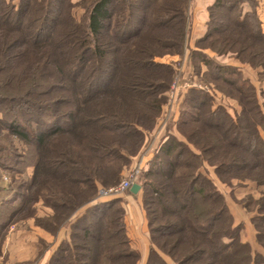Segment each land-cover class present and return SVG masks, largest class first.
Instances as JSON below:
<instances>
[{
	"label": "trees",
	"instance_id": "trees-1",
	"mask_svg": "<svg viewBox=\"0 0 264 264\" xmlns=\"http://www.w3.org/2000/svg\"><path fill=\"white\" fill-rule=\"evenodd\" d=\"M189 2L88 0L76 21L63 0H0V169L16 173L0 186L8 195L0 199L1 242L11 225L34 217L52 235L70 229L50 264H137L124 208L116 207L121 198L100 200L108 195L99 188L114 186L123 168L152 148L137 178L150 240L144 264H168L163 255L175 264H264L240 241L205 167L222 183L236 178L262 188L252 222L264 250V87L203 51L231 55L263 85L257 0L208 6L205 32L187 54L206 88L189 87L179 97L182 139L162 134L151 147L176 73L155 58L184 56ZM222 94L239 107L232 115L213 105ZM28 166L31 176L23 178ZM38 202L51 213L37 217Z\"/></svg>",
	"mask_w": 264,
	"mask_h": 264
},
{
	"label": "rangeland",
	"instance_id": "rangeland-1",
	"mask_svg": "<svg viewBox=\"0 0 264 264\" xmlns=\"http://www.w3.org/2000/svg\"><path fill=\"white\" fill-rule=\"evenodd\" d=\"M10 1L13 2L14 4H17L19 2V0H10ZM45 1H50V0H45ZM63 2H64L63 6H61L63 11L70 12L76 21H81L83 19L84 6L85 4H87L88 0H63ZM208 3H209V0H190L189 2V7H188L189 32H188V37H187V48L185 49L184 56L180 57L178 54H174V55L165 54V55L158 56L155 58L156 61H159L161 63L171 64L176 71L175 76L172 80V83H170L169 85L168 99L166 100V104L163 107L164 114H161V116L158 119V120H162L163 118V121H164L161 126L160 134H167V133L174 134L179 139H182L181 136H179L175 128V124L179 116V104H178L179 97L181 93L184 92L183 90L188 89L189 87H194L198 90L206 88V86L202 83L203 82L202 77L195 76L193 75V73H191L190 62L187 60V54H188L189 49H192L195 47V43L197 39L195 40L193 38H195L196 35H198L200 32L203 31V27H202V25H204L202 24L204 20L203 16L204 14L205 15L207 14L208 12L207 8L209 5H211V3L210 4ZM245 6L247 8H250L248 3H245ZM254 9H255L257 16H259L258 18H261V20H263V23H264V5L261 0H257L256 5L254 6ZM204 29H206V26ZM203 51L206 52L211 57L212 56L216 57V59L221 62H225L231 65H233L232 63L237 62L234 58H232L231 55H222L221 57H219V56H216L208 48L203 49ZM233 66H236V65H233ZM247 69L249 72L248 71L244 72L245 76H247L248 74H250L251 76L255 75V71L251 70L249 66H247ZM172 84H175L176 86L174 90L171 89ZM218 94H217V97L220 96ZM222 97H225L224 101H214L213 105L221 104V106H223V108H225L227 112H229L232 115L233 108L235 107L236 109H238L239 108L238 105L236 104L235 101L227 99L226 96H224L223 94H222ZM217 99L218 98H216V100ZM156 140L157 138H155L154 136L151 137V142H152L151 147L156 145L155 144ZM62 141L63 139H61L60 142L58 141L59 142L58 144L59 145L62 144ZM16 144H18V142H16ZM34 150L35 149L33 148L31 151V154L35 152ZM150 150H152V148H150ZM18 152L19 154H23V149H21L20 146H19ZM143 154L144 153H141V156ZM143 156L136 163L132 161L127 167L123 168V170L119 174V178L116 180L114 185H117L121 180H123L125 176L127 175L128 171L133 166H137L140 163L142 167H144L146 162L145 163L142 162ZM32 159L33 158H30L29 160H27L28 161L27 164H31L30 162ZM205 167L208 171V177L212 181L213 185L216 187V189L219 192H221L224 195V200L227 203L229 213L233 219V223L234 225H237L239 228L240 241L247 242L248 244H250L253 252H259L260 254H262V256H264V250L255 240L256 230L252 222V218H255V216L257 215L255 206H254V201L259 198L260 190H262V188L260 189L251 181H243L242 184L241 183L239 184L238 179L236 178H232L229 184L222 183L218 179L216 174L214 173L213 167L208 166V165H205ZM31 170H32V167L30 166L25 167V173L22 174L21 176H23V178H26V177L29 178L31 176L30 175ZM15 175L16 173H12L6 170L3 171L0 169V186L5 188L7 186V183H9L10 181V177H13ZM223 176H225V178L227 179L230 178L226 174ZM106 189L99 188V192L101 194H104L101 191L106 190ZM126 191L128 190H124L123 192L119 194H115V196L113 197L114 198H121V197L124 198L123 195L126 193ZM104 195H108V193ZM7 196L8 195H7L6 189L0 192V199L7 197ZM105 198H112V197L111 196L109 197V195L108 197L103 196L100 198V200L105 199ZM122 198H121V202L118 203L116 207L123 206ZM34 208L36 209L37 217L43 216L42 211L44 212L46 210H50L49 208L41 205L40 202L36 203ZM83 211L84 209L79 210L80 213L77 212V215L81 214ZM30 225H35L34 217L23 219L19 221L16 225H11L9 227L4 239L2 240V242L0 241V264H50L49 258L52 254L50 251V246L52 245V243L48 241L45 235L40 236L37 239H34L35 241L37 240V250H38L37 252L33 253L32 256L27 257L24 260L17 259L20 257V256L18 257L19 253L24 254L25 252H30L29 251L30 246H33V247L35 246V244L32 243L30 239L31 238L30 235H33L30 232L32 230L29 227ZM62 227L63 226H61L58 230H56L53 236L54 237L53 242L55 244H57L58 242V245L61 243L62 240L68 239V238H64L65 233L62 232L63 230ZM69 230L70 229L67 228V232ZM41 231H44L47 234H51L44 229L43 230L41 229ZM17 243H24V246L22 247V249L20 246L17 247ZM149 243H150V240H149ZM163 257L167 261L168 264H175L168 256L163 255ZM145 260L146 258L142 260V257H141L140 261L137 264H144Z\"/></svg>",
	"mask_w": 264,
	"mask_h": 264
},
{
	"label": "crops",
	"instance_id": "crops-1",
	"mask_svg": "<svg viewBox=\"0 0 264 264\" xmlns=\"http://www.w3.org/2000/svg\"><path fill=\"white\" fill-rule=\"evenodd\" d=\"M212 2H213V0H209L208 4H210ZM203 19L204 20H203L202 24L205 25V21L207 19V14L206 15L204 14ZM259 19H260V22H261L262 31L264 32L263 20H261V18H259ZM204 25H202L203 31L200 32L198 35H196L195 38H193V39L196 40V39L200 38L204 34V32H205V29H204L205 26ZM232 64L236 65L238 67H241L242 71H244V72L248 71L246 65H241L238 62H235V63H232ZM248 75L247 76L250 77L251 81L254 82L257 87H261V86L264 87V84L262 85L260 82H258L256 80V76L255 75H253V76H251L250 74H248ZM260 132H261L262 137H264V129H262ZM160 133L157 136H155V138H157L155 144L160 140V138L162 136V134H160ZM144 154H146V155H144ZM144 154H143L144 156L142 155L143 156L142 162L145 163L152 157L153 152H152V150H147V152H144ZM141 157H140V159H141ZM123 197L124 198H122V197L121 198H122V202H123L122 203L123 204L122 207L124 208V213H125L124 214V222H125V226H126V233H127V236L130 239V244H131L132 248L138 251V253L140 255V259L142 257V260H143V259L146 258L150 243H149V240H148L149 236H148V230H147L145 215H144V212H143V210L141 208V204H140V196H139V194H132L128 190L123 195ZM42 213H43V215L50 214L51 211L50 210H46L44 212L42 211ZM29 227L32 229L30 231L31 234L34 235V236L30 235V237H31L30 239H31V242L35 244V246L34 247L30 246V248H29L30 252H25L24 254L19 253L18 257L19 256L20 257L17 258V259L24 260L27 257L32 256L33 253L37 252L38 251L37 250V240L35 241L34 239H37L40 236H44L45 235L47 237L48 241H50V243H52L51 246L49 245L51 253L56 249V247L58 245V242H57V244H55L53 242V239H54L53 236L54 235L47 234L44 231H41V228L36 226V225H30ZM62 229H63L62 232L65 233V237L64 238H68L69 231L67 232V228L64 227V226L62 227ZM18 246H20L21 249H22V247L24 246V243H17V247ZM140 259H139V261H140Z\"/></svg>",
	"mask_w": 264,
	"mask_h": 264
},
{
	"label": "built area",
	"instance_id": "built-area-1",
	"mask_svg": "<svg viewBox=\"0 0 264 264\" xmlns=\"http://www.w3.org/2000/svg\"><path fill=\"white\" fill-rule=\"evenodd\" d=\"M175 84H172L171 89H175ZM142 165L139 163L137 166H133L125 176L123 180H121L117 185L111 186L106 190H102L104 194L110 193V194H119L123 192L124 190H129L131 185L135 182H137V178L142 170Z\"/></svg>",
	"mask_w": 264,
	"mask_h": 264
},
{
	"label": "water",
	"instance_id": "water-1",
	"mask_svg": "<svg viewBox=\"0 0 264 264\" xmlns=\"http://www.w3.org/2000/svg\"><path fill=\"white\" fill-rule=\"evenodd\" d=\"M140 189V184L135 182L131 185V187L129 188V191L132 193V194H136Z\"/></svg>",
	"mask_w": 264,
	"mask_h": 264
}]
</instances>
